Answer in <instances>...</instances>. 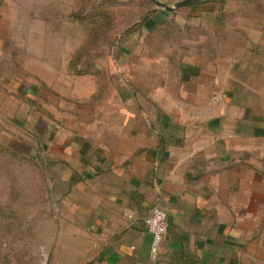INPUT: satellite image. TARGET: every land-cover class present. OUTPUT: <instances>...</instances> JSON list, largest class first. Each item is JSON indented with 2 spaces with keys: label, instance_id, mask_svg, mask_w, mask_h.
<instances>
[{
  "label": "crops",
  "instance_id": "obj_1",
  "mask_svg": "<svg viewBox=\"0 0 264 264\" xmlns=\"http://www.w3.org/2000/svg\"><path fill=\"white\" fill-rule=\"evenodd\" d=\"M140 27L90 136L0 64V143L42 160L51 264H264V0L156 8ZM156 206L169 228L152 260Z\"/></svg>",
  "mask_w": 264,
  "mask_h": 264
},
{
  "label": "rangeland",
  "instance_id": "obj_2",
  "mask_svg": "<svg viewBox=\"0 0 264 264\" xmlns=\"http://www.w3.org/2000/svg\"><path fill=\"white\" fill-rule=\"evenodd\" d=\"M1 8L3 72L37 85L38 100L59 117L58 126L73 131L82 125L87 136L93 116L106 114L111 87L116 94L122 84V40L159 9L153 0H2ZM93 72L101 74L94 98ZM30 128L10 133L28 136ZM12 154L0 149V264H51L53 196L42 160Z\"/></svg>",
  "mask_w": 264,
  "mask_h": 264
},
{
  "label": "built area",
  "instance_id": "obj_3",
  "mask_svg": "<svg viewBox=\"0 0 264 264\" xmlns=\"http://www.w3.org/2000/svg\"><path fill=\"white\" fill-rule=\"evenodd\" d=\"M226 98L225 93L214 96L213 103L217 104ZM147 231L152 237L150 256L152 260H157L161 250V246L169 228L168 215L161 207H154L151 210L149 217L145 221Z\"/></svg>",
  "mask_w": 264,
  "mask_h": 264
},
{
  "label": "water",
  "instance_id": "obj_4",
  "mask_svg": "<svg viewBox=\"0 0 264 264\" xmlns=\"http://www.w3.org/2000/svg\"><path fill=\"white\" fill-rule=\"evenodd\" d=\"M153 1L157 5V7L163 8L165 10L170 11V10H173L175 8L183 7V6L187 5V4H189L193 0H182L180 2H177V3L173 4V5H169V4L163 3V2H161L159 0H153Z\"/></svg>",
  "mask_w": 264,
  "mask_h": 264
},
{
  "label": "trees",
  "instance_id": "obj_5",
  "mask_svg": "<svg viewBox=\"0 0 264 264\" xmlns=\"http://www.w3.org/2000/svg\"><path fill=\"white\" fill-rule=\"evenodd\" d=\"M201 0H193V1H191V4H194V3H198V2H200ZM92 74V73H91ZM93 76L94 77H97V78H100L101 77V74H100V72H93ZM0 149H4L5 151H7V152H10L11 154L13 153V154H19V153H17V152H13V151H11V150H9V148H7L5 145H3V144H1L0 143ZM12 154V155H13Z\"/></svg>",
  "mask_w": 264,
  "mask_h": 264
}]
</instances>
